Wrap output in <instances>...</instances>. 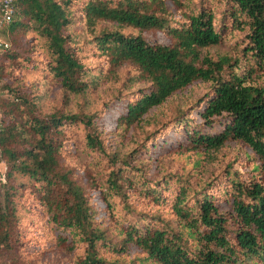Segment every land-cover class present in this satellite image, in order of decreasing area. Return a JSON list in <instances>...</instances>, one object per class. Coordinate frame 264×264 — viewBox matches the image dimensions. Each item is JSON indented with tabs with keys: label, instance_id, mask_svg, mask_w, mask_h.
Here are the masks:
<instances>
[{
	"label": "trees",
	"instance_id": "1",
	"mask_svg": "<svg viewBox=\"0 0 264 264\" xmlns=\"http://www.w3.org/2000/svg\"><path fill=\"white\" fill-rule=\"evenodd\" d=\"M77 1L16 0L15 15L3 33L12 50L6 57L14 63L21 55L16 47L22 36L34 32L42 37L53 56L50 73L59 87L47 111L41 108L44 94L37 97L16 82L0 87V109L7 119L0 128V149L8 165V181L0 183V264H33L19 252L27 189L39 203L35 211L48 216L58 247H66L74 264H135L140 254L157 264H264V182L239 184L226 208L212 196L200 199L183 188L173 206L175 220L139 212L127 203L124 174L131 173L132 162L105 146L98 128L103 111L95 109L110 108L105 102L109 89L126 70L136 72L128 89L138 98L127 100L123 115H111L117 130L126 135L144 132L157 123V111L171 99L192 100L190 110L198 108L206 126L194 133L198 137L193 142L207 164L246 148L245 155L255 157L264 171V0H87L73 10ZM99 28L101 34L89 39ZM75 30L84 33L76 35ZM145 33H164L170 44L150 43ZM230 40L234 49L222 52L220 47ZM83 43L94 44L106 57L107 70L97 76L86 70L77 54ZM199 88L208 90L195 100ZM99 90L104 95L94 93ZM6 93L11 98H2ZM118 93L116 101H123V92ZM218 118L227 119L224 129L208 132ZM69 125L83 126L85 147L97 153V161L95 156V163L86 165L83 183L61 157ZM66 150L79 153L80 147L76 143L74 150ZM104 161L110 167L106 180L94 176V166ZM129 177L135 184L136 176ZM110 192L131 216L116 234L103 223L114 205ZM92 198L100 201L97 209ZM191 201L193 206L188 205ZM184 229L197 240L196 247L188 245ZM100 243L116 257L102 255ZM83 246L86 251L80 254ZM130 251L136 256L129 261L125 255Z\"/></svg>",
	"mask_w": 264,
	"mask_h": 264
},
{
	"label": "rangeland",
	"instance_id": "2",
	"mask_svg": "<svg viewBox=\"0 0 264 264\" xmlns=\"http://www.w3.org/2000/svg\"><path fill=\"white\" fill-rule=\"evenodd\" d=\"M214 1L216 2V0ZM86 2L87 0H78L72 9L83 8ZM222 9L218 10L219 19L222 17ZM78 22L79 19L76 20V23ZM171 25L176 26L177 24L172 21ZM101 30L99 28L93 34H88L89 39L93 36L98 37ZM73 33L82 35L84 31L75 30ZM145 38L150 43L170 44L169 37L164 33H145ZM22 41L21 46H15L21 54L16 63L6 57V54L12 51L9 50L10 48L0 50V87L16 82V86H20L24 91H34V95L37 97L44 94L41 99V108L43 111H47L50 106L49 99L56 96L55 93L58 92L59 87V85H55L50 73L51 66L54 64L53 56L47 50L42 37L34 32L22 36ZM81 46L83 50L78 51L77 54L86 65V70L92 71V76L99 75L101 69L107 70V59L100 54L94 44L86 47L83 43ZM234 47V40H230L220 47V50L225 52L233 50ZM25 58L29 61H26ZM11 64H15V68ZM2 68L5 69L4 73L1 71ZM135 75L136 72L126 70L121 77L122 80L113 89H109L105 102L110 103V108L103 110L104 105L95 107V109L103 111L98 121V128L100 132H103L102 139L105 146L113 153L123 152L122 155L132 162L131 173L124 174L127 179V203L132 208L139 212L161 214L167 219L175 220L173 206L183 188L189 191L188 195L197 196L200 199L212 196L217 204H222L226 208L237 194L239 184L250 186L253 183L264 182V171L261 170L259 161L255 157H247L244 153L248 152L246 148L226 152L224 156L217 157L213 164H207L206 156L197 153L193 139L198 136L194 133L200 130L205 131L206 126L204 120L199 116V109L190 110L192 100H185L184 103L178 98L171 99L161 110L157 111L159 114L157 123L144 132L126 135L122 128L117 130L115 120L111 118V115L113 112L118 113L119 116L123 115L126 111L127 100L135 101L138 98L128 89L131 85L130 78ZM39 84L41 86L37 91ZM207 90L208 88L197 89V98L194 99L203 97ZM101 91L94 93L104 95ZM119 91L123 92L125 99L117 102L115 95L119 94ZM2 98L7 99L11 96L6 93L2 95ZM81 103L84 104V101ZM226 122V118H218L213 130L208 132L219 134L224 129ZM6 123L7 119L3 110L0 109V128L4 127ZM155 133H157L156 139L147 143L148 135ZM86 136L87 130L83 126H66V146L61 153L66 166L76 170L75 176L80 182L86 180L87 163H95V156L97 161V153L85 147ZM76 143L80 147L79 153L71 152L72 154H70L66 150L67 146H71V149L74 150ZM109 171L110 167L106 161L94 166V176L99 175L100 179L106 180L109 177ZM7 172L8 165L0 149V183L8 181ZM129 176H136L135 184ZM210 182L213 184L209 185ZM201 185L205 188L203 189ZM151 188L157 189L160 193H151ZM110 193L113 196L114 205L109 209V218L107 217L103 223L104 226L110 224V234H116L123 224L131 221V216L127 215L124 209L125 205L121 202L120 197L116 196L114 192ZM25 194L26 197L22 200V206L25 208L21 211L23 220L19 227L22 242L19 252L23 259L33 264H74L72 254L69 255L66 252V247L64 245L58 247L54 225L49 223L48 216L43 217L40 212L35 211V204L39 205L35 200L36 196L29 189ZM91 202L96 209L101 205L100 201H96L94 198L91 199ZM193 204V201L188 202L190 206ZM184 234L188 239V245L191 248L196 247L198 242L189 235L188 229H184ZM116 248L118 249L119 246ZM98 250L107 258L116 257V253L109 247H104L102 243L99 244ZM85 251L86 247L83 246L78 252L84 254ZM135 256L136 253L130 251L129 257L125 255V259L130 261ZM138 258L135 264H157L154 261L145 260L146 256L142 254ZM251 263L250 261L249 264Z\"/></svg>",
	"mask_w": 264,
	"mask_h": 264
},
{
	"label": "built area",
	"instance_id": "3",
	"mask_svg": "<svg viewBox=\"0 0 264 264\" xmlns=\"http://www.w3.org/2000/svg\"><path fill=\"white\" fill-rule=\"evenodd\" d=\"M16 0H0V50H7L10 44L4 39L3 33L10 26L15 15Z\"/></svg>",
	"mask_w": 264,
	"mask_h": 264
}]
</instances>
